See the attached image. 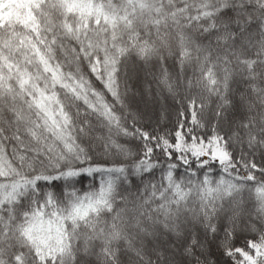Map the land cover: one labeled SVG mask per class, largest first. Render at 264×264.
Instances as JSON below:
<instances>
[{
    "label": "snow or ice",
    "instance_id": "1",
    "mask_svg": "<svg viewBox=\"0 0 264 264\" xmlns=\"http://www.w3.org/2000/svg\"><path fill=\"white\" fill-rule=\"evenodd\" d=\"M0 264H264V0H0Z\"/></svg>",
    "mask_w": 264,
    "mask_h": 264
}]
</instances>
